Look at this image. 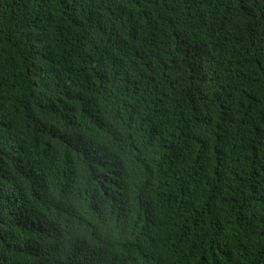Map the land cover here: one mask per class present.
Returning <instances> with one entry per match:
<instances>
[{"label": "trees", "instance_id": "16d2710c", "mask_svg": "<svg viewBox=\"0 0 264 264\" xmlns=\"http://www.w3.org/2000/svg\"><path fill=\"white\" fill-rule=\"evenodd\" d=\"M0 264H264V0H0Z\"/></svg>", "mask_w": 264, "mask_h": 264}]
</instances>
